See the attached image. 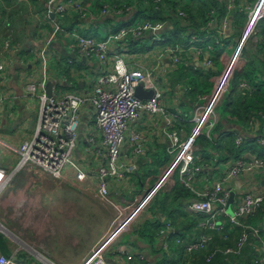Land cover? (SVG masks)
<instances>
[{"label": "crops", "instance_id": "1", "mask_svg": "<svg viewBox=\"0 0 264 264\" xmlns=\"http://www.w3.org/2000/svg\"><path fill=\"white\" fill-rule=\"evenodd\" d=\"M0 1L2 13L13 12V15L5 19L0 14V26L5 30L4 34L0 33V59L3 55L7 58L5 70L0 76L4 78L0 82V109H6V114L8 112L5 118L1 117L3 113L0 115V157L6 158L4 161L0 159V168L6 172H13L19 158L8 148L16 149L22 142L30 140L38 107V103L36 106H29L32 100L28 97L25 84L37 83L42 79L41 64L38 62V65L37 63L35 66L32 65L29 55L42 49L47 40L45 39L47 33L51 30L48 24L53 18H45V5L44 9L39 6L38 10H42L36 12L38 10H35L30 0L26 6L14 0ZM41 1L43 6L44 2ZM86 7L87 17L92 16L94 19L84 20L82 27H77L81 31L90 26L94 28L97 20L101 19L95 10H91L92 8L90 9L88 5ZM15 8L21 11H14ZM20 13L25 20L22 26L19 25ZM228 21L227 31L229 36L231 35L228 42L220 44L224 36L215 38L218 47L212 54L213 66L210 70L214 76L210 77L211 83L232 56L237 38L245 23L244 20L242 26L238 25L232 30L231 19L229 18ZM114 23L110 21L102 27L98 26L99 37L106 36L104 31L108 32ZM77 28L60 32L59 37L47 51V85L51 84V95L55 98H60L66 93L85 94L100 72L98 63L80 58L75 51L74 41L70 42V35L79 33ZM8 36L12 38L11 44L16 45L20 51L16 56L2 52V43L8 40L6 39ZM150 48L157 57L158 45ZM150 48L142 53H125L124 62L128 70L154 71L161 92L160 106L163 112L150 113L141 110L139 115L128 124L125 141L119 149L116 160L119 175L104 178L106 199L103 200L97 195L99 181L97 170L106 163L104 156L98 155V151H103V148H100L101 136L94 129L93 116L89 107L83 106L79 112L77 142L72 153V163L83 172L84 180L82 182L75 180V171L71 165L63 168L58 180L31 165L14 174L0 195V228L6 232L3 236L0 231L4 237V242L0 245V255L20 264H83L118 224L134 211L141 199L162 177L176 154V148H173L170 141V133H176L177 143L180 144L189 136L192 131L190 129H193L190 119L186 121L178 119L181 113L189 110L181 104H187V98L183 95L186 90L183 94L178 91L180 85L176 82L180 73L178 70L180 67L186 68L184 75L188 77L193 71L201 68L199 67L200 58L194 56L191 50L181 54L180 64L171 68L166 56H163L156 64V57L154 62L151 51H148ZM48 63L49 73L47 72ZM35 67L40 69V76L35 75ZM90 67L93 68L94 75H85ZM23 79L27 82L24 83ZM187 105L190 107L189 104ZM216 120L220 122L222 131L234 132L241 136L247 133L246 135L252 136L248 131V128L252 130L249 123L247 127L236 121L226 122L215 111L214 118L211 120L212 126ZM179 123L182 126L187 125V128L190 124L191 128L185 131L178 128ZM253 127L256 130L258 127L259 130L264 129V118L256 122ZM208 130H204V133ZM134 133L139 134L137 143L139 152H135L136 144L128 140L129 135ZM89 139L92 141L89 142ZM242 156L246 159L255 157L246 152ZM118 165L123 167L119 169ZM129 167L133 170L125 172L124 170L129 171ZM222 171L224 172V169ZM217 178L206 177L203 174L193 175L191 186L195 192H199L211 183L219 181L221 176ZM172 185L173 180L170 176L152 194L149 201L132 215L124 228L110 239L101 251V256L106 262L110 264H181L182 257L179 256L177 248L181 246H176L175 240H168V238L172 230L182 235L183 244L186 243L185 240L192 241L198 236L194 230L187 229V224L190 222L188 215L191 214L188 212V200L181 201L173 208H170L169 200H167L163 211L154 210L150 213L156 197L158 199V195L168 191ZM224 187L236 190L233 189V180L225 183ZM237 188L241 192L263 191L264 173L254 171L246 175L239 180ZM173 209L177 211L173 212ZM172 212L176 218L175 223H171L168 217L165 218V215ZM144 221H148L147 230L140 235L134 234L133 231ZM258 222L259 220L256 224ZM256 224L254 226H257Z\"/></svg>", "mask_w": 264, "mask_h": 264}, {"label": "built area", "instance_id": "2", "mask_svg": "<svg viewBox=\"0 0 264 264\" xmlns=\"http://www.w3.org/2000/svg\"><path fill=\"white\" fill-rule=\"evenodd\" d=\"M19 1L23 2L25 0ZM159 1L153 0V2ZM175 1H179L181 4L185 3V0ZM232 7L233 1L227 0V10H230ZM245 11L246 22L249 18L251 19L249 21V30L243 41L248 36L254 34V23L258 19L264 20V0H251L245 5ZM128 12L129 8L120 9L104 5L98 12V15L102 18L111 13L113 17L120 18L124 17ZM44 13L46 19L52 15L53 19L49 24L51 27L50 35L40 50L42 79L37 83L29 82L25 84L28 97L35 98L38 101L35 123L32 130L33 134L30 140L22 142L16 149L7 147L18 156L19 161L13 172H6L0 168V173H2V176H0V195L10 182L11 177L20 170L25 169L28 165L41 170L55 180L60 179L61 172L65 166L71 165L75 171V180L77 182L84 180L83 172L72 163V153L77 142L79 112L83 106H88L93 116L94 129L101 136L100 148H103V151H98V155L104 156L106 162L105 166L97 170V178L99 180L97 195L105 200L107 191L104 178L118 177L119 175L116 160L119 155V149L125 141L124 136L128 124L139 115L141 110H146L150 113L163 112L160 106L161 92L158 88V83L152 77L153 70L127 69V64L124 62L125 41H138L142 37L148 36L150 37L148 40L151 43L157 44L159 42V45L157 44L159 53L156 57V64H158L163 56H166L171 68H175L180 64L181 54H184L187 50H191L194 56L200 58L199 67L201 69H211L212 47L207 43L203 47H196L190 44L186 46L162 44L164 39L161 37L160 32H162L164 24L160 22H134L128 26L118 28L116 32L108 34L100 40L72 33L70 37L74 39L77 55L80 58L88 60L94 59L100 67V72L94 79L91 88L85 94L75 95L66 93V95L60 98H55L52 95L48 96L46 92L47 59L45 58V53L48 51L51 41L56 39L60 32H63L61 25L67 15L79 16L80 19L78 20L82 23L86 19L92 20L94 18L92 16L87 17L86 10H84L79 0H47ZM178 16L182 17L183 13L179 11ZM228 27V20L226 17H223L217 25L216 35L221 38L225 37ZM214 44H217L215 38ZM115 48H119V52L112 54ZM1 49L3 54L11 53L13 56H16L19 52L17 46L11 44L10 40L4 41ZM238 54L239 50L236 52V57ZM6 61L7 58L3 55L0 62V76L5 70ZM3 79L0 78V82ZM137 86H140L143 91L151 90L152 96L147 100L134 98L133 92ZM2 113L4 114L1 116L3 118L8 115V112L6 114V109H0V115ZM210 114H212L211 108H205L203 116L196 123L198 127L193 135H189L180 144L177 143L176 133H170V141L173 148H176L174 159L159 181L141 199L138 206L139 208L143 207L149 201L152 194L169 179L173 170L178 169L180 184H183L196 197V199L189 203L188 212L204 217V221L198 224V228L219 231L224 226H234L247 230L253 239L251 242V247L255 250L253 262L254 264H264V218L257 224L256 228L245 225V219L253 216L263 206L264 189L263 191L241 192L237 188L239 180L246 175H250L254 171L264 173V159L258 157L246 159L242 157L244 158L243 160L233 162L224 170L219 181L211 183L210 186L204 187L199 192H195L191 186V179L197 171V169L190 168L192 164V141L200 128H203L205 125L209 129L212 126L211 120L208 121L207 119L205 121L206 116ZM255 131L256 129L254 128L253 132ZM252 136L255 138V144L264 148V129L256 135L252 134ZM128 140L130 143L136 144L135 152H139L137 144L139 142V134L134 133L129 135ZM88 141L91 142L92 139ZM235 143L239 144L238 138L235 139ZM122 167V165H118L119 169ZM132 170L133 168L129 167V171H124L131 172ZM231 180L234 182L233 189H236L235 191L224 187V184ZM230 192L233 193L232 205L230 207L231 215H227L225 206ZM246 239L247 236L245 233H242L234 246L235 249L226 248L222 254H236L246 243ZM109 241L105 242L102 246L101 244L98 245L83 264H110L101 256L102 249ZM182 241L175 240L174 243L176 246H181L184 254L188 255L202 249L208 239L200 235L195 240L184 242L185 244ZM0 264L20 263L0 255Z\"/></svg>", "mask_w": 264, "mask_h": 264}, {"label": "trees", "instance_id": "3", "mask_svg": "<svg viewBox=\"0 0 264 264\" xmlns=\"http://www.w3.org/2000/svg\"><path fill=\"white\" fill-rule=\"evenodd\" d=\"M46 1L47 0H43L44 3L42 6L41 0H30L35 10H38L39 6L44 9ZM232 1L233 7L227 10V0H185L183 4L175 0H160L159 2H153V0H82L81 4L84 10H86V6L88 5L90 9L92 8L91 10H95V12L98 13L102 6L106 5L120 9L129 8V12L124 17H120L119 19L121 20L117 17H113V15L109 13L108 16L97 20L98 22H96L94 28L90 26L84 31L77 28L82 24V22L78 20L80 19L79 16L67 15L61 26L63 31L67 32L77 28V33L79 32L78 35L100 40L104 38L105 35L99 37L100 34L97 32L99 30L97 27H102L110 21L115 23L114 26H110L108 32L104 31L106 35L112 34L116 32L118 28L128 26L134 22H160L164 24V28L162 32H160L161 37L164 39L162 44L169 46H186L190 44L196 47H203L207 43L212 47L213 54L218 47V43L214 44V38H221L216 35L217 25L220 23V20L223 17H226L227 20L230 18L232 30L238 25L242 26L244 20L246 21L245 5L251 0ZM41 10L42 9L36 12H40ZM179 11L183 13L182 17L178 16ZM16 13H14V15H16ZM11 15H13V12L10 13V16ZM253 33L252 36H248V38L243 41L239 49V57L243 60L241 68L231 71L226 86L221 93V97L213 108V112L217 111L226 122L231 123L236 121L247 125V127L250 124L252 129L250 131V128H248L250 135H256L263 130H259L258 127V129L253 132V125L256 122H260L261 118H264L263 19H258L254 23ZM230 37L231 35L229 36L227 31L223 40L221 39L220 44H226ZM6 39L9 40V36L6 37ZM148 39H150V37L145 36L138 41L126 40L124 53L134 54L146 51L148 48L143 46V42ZM157 44L159 45V42ZM118 52L119 48H115L112 54ZM185 70L186 68L180 67L178 70L180 73L176 81L180 83L182 87V94L186 90L183 95L187 98V104L190 105L189 107L186 103H181L187 107V109L189 108L187 112L181 113V115L178 116V119L184 121L191 118L193 114V105L199 103L197 102L199 98L203 94L207 95L210 93L209 91L213 87L210 82V77L214 76L210 69H197L198 71H193L192 74L187 77L184 75V73H186ZM186 78L187 80H185ZM178 128L188 131L191 125L189 124L187 128V125L182 126V124L179 123ZM206 129L208 128L205 125L203 128H200L198 134L192 141V164L190 168L198 170L194 175L203 174L206 177L213 176L214 178H220V176L222 177L223 169L225 170L233 162L244 159L242 155L245 152L264 159V148L255 144L254 136L250 137L246 135L247 133L241 136L234 132L222 131L221 124L218 120L209 128L207 133H204ZM237 138L239 139V144L235 143V139ZM171 178L173 180L172 187L168 191L159 194L158 199L156 197V202H154V205L150 209V213L154 212V210L158 212L163 211L167 200H169L168 205H170V208H173L185 199L188 200V203L196 199L183 184H180L178 169L173 170ZM175 210L177 211V209H173V212ZM173 212L165 215V218L168 217L171 223H175L176 221ZM188 218L190 222L187 224V229L194 230L196 235H198L192 240L203 235L208 241L202 249L188 255L184 254L182 247H177L179 249V256L182 257L181 264H254L255 252L251 247L253 239L247 230H242L234 226H224L219 231L201 229L198 228V224L204 221V217L196 214H189ZM262 218H264V202L258 212L247 218L245 225L256 228L254 225L258 220L260 222ZM147 226L148 221H144L133 233L138 235L143 234V231L147 230ZM242 233H245L247 236V241L239 251L232 255L222 254L223 250L226 248L235 249L234 246ZM181 238L182 235L180 233H174V230H172L168 240H184ZM187 241L190 240H185V242ZM3 242L4 237L0 234V245H2Z\"/></svg>", "mask_w": 264, "mask_h": 264}, {"label": "rangeland", "instance_id": "4", "mask_svg": "<svg viewBox=\"0 0 264 264\" xmlns=\"http://www.w3.org/2000/svg\"><path fill=\"white\" fill-rule=\"evenodd\" d=\"M14 1H16L17 3H21V4H25V6H26V3L28 2V0H25V1H23V2H20L19 0H14ZM0 5H1V1H0ZM20 6H22V5H20ZM1 7H0V14L3 16V19H5V18H7V16H9L10 15V13H2L1 12ZM14 11H17V12H19V11H21L20 9L18 10V8H15V10ZM7 12H10V11H8L7 10ZM28 13V12H27ZM21 14V13H20ZM19 14V25H23V22L25 21L24 20V18H23V14H21L20 15ZM11 23V22H10ZM245 24H246V21H245V23H244V26H245ZM49 25V24H48ZM50 26V25H49ZM50 29H51V27H50ZM243 30H244V27L242 28V30H241V32H240V34H239V36H238V38H237V43L239 42V40H240V37H241V35H242V33H243ZM4 32H5V30H4V28L2 27V26H0V33L1 34H4ZM50 32L51 31H49L48 33H47V37L45 38V39H47L48 37H49V35H50ZM60 35V34H59ZM59 35L57 36V37H59ZM56 37V38H57ZM9 40H12V38L9 36ZM69 40H70V42H73L74 41V39H73V37H70L69 38ZM68 40V41H69ZM56 41V39H53L52 41H51V44H54V42ZM155 45H157V44H155V43H151V41L150 40H145L144 42H143V46H145V48H150V47H152V46H155ZM237 45V44H236ZM235 49V48H234ZM152 50V48H150L148 51L150 52ZM234 52V51H233ZM151 53H152V55H153V61L155 62V57H156V53L154 52V54H153V52L151 51ZM232 55H233V53H232ZM45 58L46 59H48V53L46 52L45 53ZM230 59H231V57L227 60V62L224 64V66H223V69L213 78V87H212V89H210V93L209 94H203L200 98H199V100L197 101V102H199V103H196L195 104V106H194V108H193V115H192V117L190 118V122H192L193 123V126H192V128L194 129V127L197 125L196 123H198L199 121H200V118L203 116V113H204V111H205V108H207V105H208V103H209V101H210V98H211V96H212V94H213V92H214V90H215V88H216V85H218V83H219V81L221 80V78H222V76H223V73H224V71H225V69L227 68V65H228V63L230 62ZM2 61V58L0 59V62ZM29 61H30V63L32 64V65H34L35 66V64L36 65H38V62L41 64V56H40V51H36V52H34V53H32V54H30L29 55ZM90 61H92L93 63H95L96 61L94 60V59H92V60H90ZM242 64H243V60H242V58H240L239 57V54H238V56L235 58V60H234V62H233V64H232V68H231V70H233V69H240L241 68V66H242ZM153 66H154V64H153ZM213 65L211 64V67H212ZM210 67V68H211ZM47 72L49 73V63L47 64ZM35 75L36 76H40L41 74H40V69L38 68H36L35 67ZM231 74V73H230ZM85 75H94V71H93V68L92 67H90L89 69H88V72L87 73H85ZM152 77L153 78H155V80H156V76L154 75V71H152ZM33 78H36V77H33ZM37 79V78H36ZM215 81H216V83H215ZM23 82L25 83V82H27V80L26 79H23ZM223 88H225V85H223L222 86V88H221V93H222V91H223ZM178 91L181 93L182 92V87L179 85V87H178ZM221 93L219 94V96H217L216 97V99H215V101L213 102V104L211 105V110H212V114H210V115H207L206 116V118H205V121L208 119V121H210V120H212V118H214V112H213V107L218 103V100H219V98L221 97ZM30 98V97H29ZM31 100H32V102L31 103H29V106L31 107V106H36L37 105V103H38V101H36L35 100V98L34 99H32L31 98ZM204 121V122H205ZM193 129H190V130H193ZM192 132V131H191ZM190 135V134H189ZM191 151H192V148H191ZM0 156H1V154H0ZM2 158V161H4L6 158L3 156V157H0V159ZM0 231L3 233V236H4V234H6V232H4V230L3 229H1L0 228Z\"/></svg>", "mask_w": 264, "mask_h": 264}, {"label": "water", "instance_id": "5", "mask_svg": "<svg viewBox=\"0 0 264 264\" xmlns=\"http://www.w3.org/2000/svg\"><path fill=\"white\" fill-rule=\"evenodd\" d=\"M50 18H53V15L50 16ZM250 19L251 18H249L247 20V22H246V24L244 26L243 33H242V35L240 37V40H239V42L237 43V45L235 47V51L233 52V55L231 56L230 62L228 63L227 68L225 69L221 80L219 81L218 85L216 86V88H215V90H214V92H213V94H212V96L210 98V101H209V103L207 105L208 108H211V105L215 101L216 97L219 96V94L221 93L222 86L223 85L226 86V82H227L228 77L230 76V73L232 71L231 68H232V64H233V62L235 60V57H236V52L240 49L241 42L243 41L244 37L246 36V34H247L248 30H249V21H250ZM50 85L51 84H48L47 88H46V92H47L48 96L51 95V90H52V87ZM133 96H134V98L139 99V100H143V99L147 100V99H149L152 96V91L151 90L143 91L140 86H137V87L134 88ZM197 127H198V124L192 130V132L190 133V136L193 135V133L197 129ZM232 198H233V194H232V192H230L228 200H227V203H226V206H225L227 215H231L230 206H231V203H232ZM138 209H139V206H137L134 209V211L128 217H126L121 223H119L118 226L107 236V238L104 239L105 241H103L101 243V246L105 242L110 240L116 234V232H118L120 230L121 226L126 225L128 223V221H129V219L132 217L133 214H135L137 212Z\"/></svg>", "mask_w": 264, "mask_h": 264}, {"label": "bare ground", "instance_id": "6", "mask_svg": "<svg viewBox=\"0 0 264 264\" xmlns=\"http://www.w3.org/2000/svg\"><path fill=\"white\" fill-rule=\"evenodd\" d=\"M233 71H234V70H233ZM215 83H216V81H215ZM216 86H217V85H216ZM124 226H125V225H124ZM124 226H121L120 229L124 228Z\"/></svg>", "mask_w": 264, "mask_h": 264}, {"label": "clouds", "instance_id": "7", "mask_svg": "<svg viewBox=\"0 0 264 264\" xmlns=\"http://www.w3.org/2000/svg\"><path fill=\"white\" fill-rule=\"evenodd\" d=\"M0 176H2V173H0Z\"/></svg>", "mask_w": 264, "mask_h": 264}]
</instances>
